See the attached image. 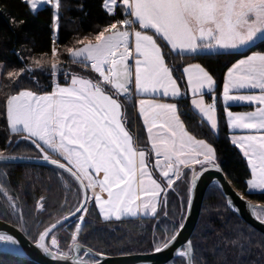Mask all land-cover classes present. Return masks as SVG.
I'll return each instance as SVG.
<instances>
[{"label":"snow or ice","instance_id":"snow-or-ice-1","mask_svg":"<svg viewBox=\"0 0 264 264\" xmlns=\"http://www.w3.org/2000/svg\"><path fill=\"white\" fill-rule=\"evenodd\" d=\"M24 2L33 13L42 5H51L58 21L61 0ZM102 7L109 15H115L119 8L125 18L101 30L95 43L68 49L72 62L90 68L98 74V79L65 71V78H70L67 86L55 83L50 93L22 90L10 96L6 105L10 130L23 134L21 138L30 141L44 161L70 174L80 185L84 200L76 212L87 213L91 190V199L104 220L155 216L162 193L166 196L167 189H172L185 175L183 169L192 173V188L204 172L222 170L216 163L213 146L187 130L176 103L141 99L139 111L151 142L150 150L156 157L152 168L164 178L165 186H162L149 170L146 151L136 147L126 127L127 117L120 97L129 98L133 88L142 95L170 98L187 95L181 92L166 63L168 53L158 40L167 45L169 52L178 55L251 49L257 42L264 43V0H104ZM52 51L55 55L57 49L54 47ZM241 55L243 58L228 70L223 99L259 105L253 112L236 115L228 112L227 116L231 128L255 133L233 137V143L243 150L251 166L253 178L247 181L249 190L264 192V52ZM51 68L53 74L61 70L56 63ZM183 72L191 89L194 111L211 129H217L215 103L206 104L203 98L213 91L214 78L199 64L184 67ZM15 75L9 73V77ZM233 90H259L260 94L232 95ZM48 152L65 162L50 157ZM14 159L18 157L0 152V162ZM196 166H200L199 172ZM5 175L0 173V196L7 209L22 215L18 199L5 187ZM61 180L68 187L62 175ZM44 199L41 197L38 201L40 210L44 209ZM256 218L264 222V216L258 213ZM83 221L84 215H81L72 237L77 251L80 248L77 236ZM56 227L57 224H52L40 233L37 246L45 253H50L55 246L56 257L67 259V254L59 250L55 236L50 237ZM183 227L181 224L180 229ZM178 235L177 230L155 251L170 247ZM0 241L4 242L5 251L19 252L17 247H10L19 244L14 236L0 232ZM87 254L85 251L84 255ZM177 254L186 258L185 264H196L191 240ZM77 264L88 262L80 259Z\"/></svg>","mask_w":264,"mask_h":264},{"label":"trees","instance_id":"trees-1","mask_svg":"<svg viewBox=\"0 0 264 264\" xmlns=\"http://www.w3.org/2000/svg\"><path fill=\"white\" fill-rule=\"evenodd\" d=\"M103 3L104 0H61L59 19L55 26V9L51 5H44L37 13H33L24 0H0V62L3 63L0 81V152L14 157L42 156L30 141L21 138L23 134L11 132L7 99L23 89L40 93L51 91L55 84L51 64L55 58L61 68L78 65L72 62L68 49L80 47L86 39L95 38L104 28L125 18L119 8L115 15H109L102 7ZM159 42L168 53L165 57L167 63L181 85L184 83L181 70L183 65L196 62L216 79L217 92L221 89L226 69L242 56L241 53L264 52V43L259 42L251 49L241 52L178 55L169 52L164 42ZM54 47L57 49L55 55L52 51ZM87 71L92 77L98 78L90 68ZM9 73L16 75L9 77ZM120 101L126 113L127 128L135 136L137 145L145 149L151 159L146 132L137 116L133 98L121 96ZM178 104L180 115L189 131L214 147L216 163L223 168L234 186L248 198L264 202V192L247 190L251 172L246 159L230 140L224 108H217L220 128L218 132H214L191 108L188 98L179 100ZM48 155L63 161L51 152ZM198 170L200 166H196V171ZM0 173H6L3 177L5 187L10 195L18 199L22 208V215L16 214L7 209L4 198L0 196V218L19 226L33 241L54 222L73 212L82 200L80 185L70 174L56 166L0 162ZM61 175L72 179L73 186L69 190L64 186ZM191 178L192 173L186 169L185 175L173 185L175 190L167 189L166 203L164 195L155 217L103 220L96 205L90 203L88 217L84 220L77 241L105 254L154 250L156 244L170 239L183 222ZM180 194L184 199H181ZM41 197L45 198L43 210L38 208ZM76 218L53 232L58 233L56 239L59 250L68 254L73 244ZM191 241L194 244L196 264H264V234L247 224L230 208L217 183L211 184L206 192ZM88 258L95 259L91 255ZM185 261L186 258L177 256L167 264H185ZM0 264L38 263L0 252Z\"/></svg>","mask_w":264,"mask_h":264},{"label":"water","instance_id":"water-1","mask_svg":"<svg viewBox=\"0 0 264 264\" xmlns=\"http://www.w3.org/2000/svg\"><path fill=\"white\" fill-rule=\"evenodd\" d=\"M6 162H24L52 165L49 162L44 161L41 157L20 156L18 157V159ZM219 167L222 171H218L216 169H209L196 180L194 188H192V186L190 187L191 192L189 194L187 209L183 222L181 223L184 225V227L181 230L179 226V235L177 236L175 242L172 243L170 247L164 248L159 252L155 251L154 249L148 252L105 254L98 252L93 248L89 247L88 245L77 241V243L80 245L78 251L73 247L72 244L71 252L69 254L67 253L68 258L58 259L55 255L57 251V248L55 246L52 247V251L50 253H45L42 249L37 246V240L33 241L19 226L2 218H0V232L12 235L19 241L18 245L10 246L17 247L19 249V252L5 251L4 242L2 241H0V252L17 257L26 258L38 264H77V261L80 259H83L84 261L88 262V264H167L172 259L179 256L177 254L178 251L182 250L185 247L186 242L191 240L201 215L206 192L209 186L213 183H217L220 186L230 208L247 224L264 234V222H261L259 219L256 218L257 210H264V202L248 198L244 193L240 192L234 186L231 179L228 177L223 168L220 165ZM199 171L200 170H198V172ZM81 190L82 200L80 204L84 200V191L83 189ZM241 197L243 199H241ZM229 200L231 201V205L229 204ZM253 206L255 208V213L253 211ZM72 213H75V215H72ZM80 213L81 212H76L75 209L73 212L54 222L53 224H57V227L53 229L52 233H50V237L54 231L76 218ZM65 217H68V219L65 220ZM47 243L50 244V239L47 241ZM85 251H88L87 255H91L95 259H85Z\"/></svg>","mask_w":264,"mask_h":264},{"label":"crops","instance_id":"crops-1","mask_svg":"<svg viewBox=\"0 0 264 264\" xmlns=\"http://www.w3.org/2000/svg\"><path fill=\"white\" fill-rule=\"evenodd\" d=\"M44 5H42L41 7H43ZM40 7V8H41ZM56 15H57V12L56 10H54V17H55V26L57 24V20H56ZM138 26V25H137ZM136 26V29L139 30V26L137 27ZM151 34V33H149ZM54 35H55V38L57 36V32H56V27H55V30H54ZM88 42H93L95 43V38L93 39H86L84 41V43L80 46L82 47L83 45H85L86 43ZM158 43H160L158 41ZM259 43V42H257ZM161 44V43H160ZM162 47V46H161ZM163 49V48H162ZM246 50H249V49H242L241 51H246ZM240 51V52H241ZM231 52H234V51H231ZM252 52H261V51H251V52H248L244 55H248V54H251ZM175 53V52H174ZM202 53H214V52H202ZM241 58H243V55L241 57H239L237 60H235L225 71L224 73V77H223V82H222V86H221V89L219 92H217V81L216 79L214 78L215 80V86H214V89L211 93H206L204 95V101L206 104H211V103H215V116H216V119H217V129L213 130L214 132H218L219 131V118H218V106H222L225 110V122H226V125H227V128H228V131H229V137H230V140L232 142L233 145H235L237 147V149L241 152V154L243 155V150L239 147L238 144H234L233 143V137H236V136H241V135H247V134H255L254 132H251V130H247V129H233L231 128L230 126V121H229V118L227 116V113L228 112H231L233 113L234 115L236 114H245V113H250V112H253L256 110V108L259 106L256 102H248V101H225L223 99V90H224V85L225 83L227 82V73H228V70L230 68H232V66L234 64H236ZM166 59V58H165ZM132 63V61L130 60V64ZM166 63H167V60H166ZM168 64V63H167ZM194 64H199V63H196V62H191V63H187L185 65H183L182 67V78L184 80V83L183 85H181V83L179 82V80L177 79V77L175 76V73L172 69V67L168 64V66L172 69V74L174 76V78L177 80V83L179 84L180 86V90L182 93L186 92L187 95L183 96V97H180V98H170V97H163V96H160L159 94H155V95H142V94H139L135 91V89L133 88L132 89V92H131V98H133V101L135 103V108H136V113H137V116L138 118L140 119L141 123L143 124V127L145 129V132H146V136H147V140H148V145H149V151H150V154H151V159L149 158V154L147 153V151L141 147H139V145H137V142H136V139H135V136L130 132V134L133 136L134 138V142H135V145L138 149L140 150H145L146 153H147V163L149 164V170L153 172V178L157 179L158 182H160L162 184V186H165V181H164V178L160 175L159 171L155 168H152V165L155 163V160H156V157H155V154L153 152H151L150 148H151V142L149 140V135H148V132H147V128H146V125L144 124L143 122V118H142V115L139 111V108H140V105H139V101L141 99H144V100H155L156 102L158 103H176L177 106H178V110H179V104H178V101L181 100V99H185V98H188L189 99V103H190V106L191 108L193 109V105L191 104V99L193 98L192 97V93H191V89L190 87L187 85V82H186V74L183 72V68L184 67H187L189 65H194ZM201 65V64H199ZM202 66V65H201ZM203 67V66H202ZM206 71H208L205 67H203ZM2 72H3V63L0 62V81H1V75H2ZM209 72V71H208ZM210 73V72H209ZM97 74V73H96ZM211 74V73H210ZM98 75V74H97ZM70 82V79H65L64 81H57L55 83H59L61 86H67V84ZM55 86V84H54ZM54 86L52 88L51 91L49 92H35L37 94H46V93H50L54 90ZM23 90H29V89H23ZM22 91V90H21ZM31 91V90H29ZM20 92V91H19ZM18 92V93H19ZM34 92V91H33ZM18 93H15V94H18ZM230 94L232 95H238V94H244V95H259V90H233L232 92H230ZM14 95V94H13ZM198 98V97H197ZM217 100V101H216ZM121 102V101H120ZM235 107H239V108H235ZM194 110V109H193ZM196 112V111H195ZM180 113V111H179ZM197 113V112H196ZM181 116V115H180ZM200 116V115H199ZM201 117V116H200ZM202 118V117H201ZM203 119V118H202ZM181 120L184 122L183 118L181 117ZM204 120V119H203ZM206 121V120H205ZM208 123V122H207ZM185 124V122H184ZM8 125H9V128H10V124H9V120H8ZM209 125V123H208ZM186 126V124H185ZM210 126V125H209ZM127 127V126H126ZM187 128V126H186ZM187 130L189 131V129L187 128ZM190 132V131H189ZM191 133V132H190ZM192 135H194L193 133H191ZM195 136V135H194ZM197 139H202V140H205L204 138H199L197 136H195ZM207 143H209L207 140H205ZM210 144V143H209ZM214 148V147H213ZM244 156V155H243ZM244 158L246 159V162L248 164V167H249V170L251 172V176L248 180L252 179V171H251V166L249 165L248 163V160L247 158L244 156ZM184 173L186 172V169H183ZM102 175V174H101ZM183 177V176H182ZM248 185V184H247ZM248 191L249 190V186L247 188ZM250 192H260L258 190H251ZM104 195V198H107V194H103ZM165 194L162 193L161 195V202H162V199L164 197ZM88 196H89V202L88 203H94L96 205V203L94 202V200L91 199V190H89L88 192ZM161 205V203H160ZM160 205H158V208H157V213L159 211V208H160ZM96 208H97V211L100 215V217L103 219V216L102 214L99 212V209H98V206L96 205ZM157 215V214H156ZM155 215V216H156ZM155 216H152V215H140V216H137V217H127V216H124L122 217L121 219L119 220H122V219H134V218H144V217H155ZM104 220V219H103ZM111 220H117L115 218L111 219Z\"/></svg>","mask_w":264,"mask_h":264},{"label":"rangeland","instance_id":"rangeland-1","mask_svg":"<svg viewBox=\"0 0 264 264\" xmlns=\"http://www.w3.org/2000/svg\"><path fill=\"white\" fill-rule=\"evenodd\" d=\"M87 44V43H86ZM53 63H56V64H58L59 65V62H58V60L55 58V60H54V62ZM61 68V67H60ZM72 69V70H71ZM89 69V68H88ZM88 69H85V67L83 66V65H76V66H74V67H72L71 65L69 66V67H63V68H61V70H60V72L59 73H56V74H54V79H55V82H57V81H64L66 78H65V76L63 75V73L65 72V71H67V72H70V73H74V74H76V75H84V76H86V78H89V79H92V80H97L98 78H97V76L94 78V77H92V75H90V74H88L87 72V70ZM71 70V71H70ZM87 74V75H86ZM94 75V74H93ZM68 79H70V78H68ZM67 80V79H66ZM63 176V181H66L67 182V184H68V187H66L67 188V190H69V188H71L72 186H73V181H72V179H70V177H68L67 175H62ZM64 184V183H63ZM191 185V184H190ZM179 189V188H178ZM171 190H175V186H173V188L171 189ZM169 191H170V189H169ZM180 196H181V199H184V197H183V195L182 194H180ZM167 198H168V195H166L165 196V200H167ZM89 205H90V203H88L87 204V208H88V211H89ZM88 211H87V213L86 214H84V213H81L80 215H79V217L81 216V215H84V220L88 217ZM257 213L258 214H260V215H262V216H264V210H262V209H258L257 210ZM79 217H77L76 218V224L79 222ZM83 223H84V221L82 222V224H81V227H82V225H83ZM68 228V227H67ZM66 228V229H67ZM74 232H75V230L73 231V234H74ZM58 233L56 232L55 234H53L54 236H55V238H57V235ZM72 234V235H73ZM52 236V235H51ZM161 244H156L155 245V248L157 247V246H160ZM63 253H66L67 254V252H64L63 251ZM85 257V259H87L88 258V255H86V256H84ZM89 259V258H88Z\"/></svg>","mask_w":264,"mask_h":264},{"label":"built area","instance_id":"built-area-1","mask_svg":"<svg viewBox=\"0 0 264 264\" xmlns=\"http://www.w3.org/2000/svg\"><path fill=\"white\" fill-rule=\"evenodd\" d=\"M217 101V100H216Z\"/></svg>","mask_w":264,"mask_h":264}]
</instances>
